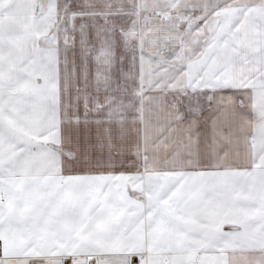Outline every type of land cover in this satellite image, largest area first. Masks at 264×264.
<instances>
[{"label": "snow or ice", "instance_id": "snow-or-ice-1", "mask_svg": "<svg viewBox=\"0 0 264 264\" xmlns=\"http://www.w3.org/2000/svg\"><path fill=\"white\" fill-rule=\"evenodd\" d=\"M0 264H264V0H0Z\"/></svg>", "mask_w": 264, "mask_h": 264}]
</instances>
